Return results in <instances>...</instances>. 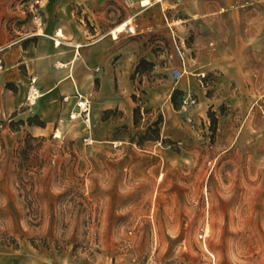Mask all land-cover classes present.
<instances>
[{
  "label": "rangeland",
  "instance_id": "374dc122",
  "mask_svg": "<svg viewBox=\"0 0 264 264\" xmlns=\"http://www.w3.org/2000/svg\"><path fill=\"white\" fill-rule=\"evenodd\" d=\"M59 29L90 127L26 100ZM2 141L0 264H264V0H0Z\"/></svg>",
  "mask_w": 264,
  "mask_h": 264
},
{
  "label": "crops",
  "instance_id": "0c3cea01",
  "mask_svg": "<svg viewBox=\"0 0 264 264\" xmlns=\"http://www.w3.org/2000/svg\"><path fill=\"white\" fill-rule=\"evenodd\" d=\"M57 33L55 34V44L51 42L45 44L44 42V47H42L41 41L38 42L40 56L34 58L33 61L37 76L41 79L39 89L42 92H40L46 95L48 100L54 102L52 106L59 109L60 103L58 99L61 92L69 95L75 90L80 91L78 80L82 78L84 72L81 58H83L86 65L93 59H105L109 52V47L107 42H99L83 48L81 43L77 41L80 39L79 32L70 36V38L62 39L59 44L60 47H58L56 43ZM50 35L53 36L52 32ZM19 62L24 63L26 60H20ZM56 62H63L65 65L59 67ZM44 111V109H40L41 114Z\"/></svg>",
  "mask_w": 264,
  "mask_h": 264
},
{
  "label": "built area",
  "instance_id": "2783aa9c",
  "mask_svg": "<svg viewBox=\"0 0 264 264\" xmlns=\"http://www.w3.org/2000/svg\"><path fill=\"white\" fill-rule=\"evenodd\" d=\"M34 5H35L34 3L31 4L33 19L37 27L42 28V25L44 23L43 16L39 11V9H37V7H35ZM126 31L130 33L135 32L136 31L135 24L128 23ZM175 43L178 52L181 53L182 52L181 46L180 44H178L176 39H175ZM39 96H40V92L37 85V75H31L28 84L26 100L28 103L33 104L36 102ZM64 100H69V95H65ZM69 116L71 119L80 118L85 123L86 127H90L91 125L92 122L91 101L86 95L79 92L78 90H77V100L75 102V106L69 111Z\"/></svg>",
  "mask_w": 264,
  "mask_h": 264
},
{
  "label": "bare ground",
  "instance_id": "6f19581e",
  "mask_svg": "<svg viewBox=\"0 0 264 264\" xmlns=\"http://www.w3.org/2000/svg\"><path fill=\"white\" fill-rule=\"evenodd\" d=\"M129 19L122 21L120 23H118L116 26L113 27V29L111 30L112 36L113 38H117L119 37V32L123 31L124 29H127V25L129 23ZM61 36H63V31L59 29L58 33H57V40L56 43L59 45L61 43ZM79 45V44H78ZM77 56V55H76ZM61 65H65V63L60 62ZM61 131L58 129L56 132V135H61L60 133ZM209 225L207 224L206 229H205V233L208 234L209 233Z\"/></svg>",
  "mask_w": 264,
  "mask_h": 264
},
{
  "label": "trees",
  "instance_id": "16d2710c",
  "mask_svg": "<svg viewBox=\"0 0 264 264\" xmlns=\"http://www.w3.org/2000/svg\"><path fill=\"white\" fill-rule=\"evenodd\" d=\"M4 148V144H3V141L0 142V166H1V163H2V160H1V150Z\"/></svg>",
  "mask_w": 264,
  "mask_h": 264
}]
</instances>
